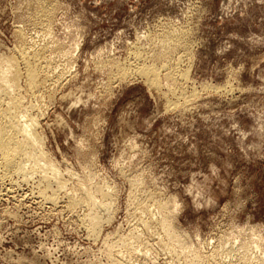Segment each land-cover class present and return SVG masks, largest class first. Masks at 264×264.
<instances>
[{
    "label": "rangeland",
    "instance_id": "rangeland-1",
    "mask_svg": "<svg viewBox=\"0 0 264 264\" xmlns=\"http://www.w3.org/2000/svg\"><path fill=\"white\" fill-rule=\"evenodd\" d=\"M23 54L59 180L0 166V264H264V0H0V62Z\"/></svg>",
    "mask_w": 264,
    "mask_h": 264
},
{
    "label": "bare ground",
    "instance_id": "bare-ground-1",
    "mask_svg": "<svg viewBox=\"0 0 264 264\" xmlns=\"http://www.w3.org/2000/svg\"><path fill=\"white\" fill-rule=\"evenodd\" d=\"M142 47H144V46H142ZM177 47H178V45H177ZM157 54H159V52ZM23 55H24L23 58H25L24 62H26L25 67L23 65V67H24L23 71L19 70L18 64H17L16 60L14 59V57H13V59L12 58L11 59L8 58V60L5 59L6 61H4V60L2 61L1 60L2 62H0V166L3 169V172H4L5 175H11V174L12 175H15V174L16 175H19V174L27 175L28 173L31 174V172L33 173V172H35L37 170H38L37 172H39L41 170L42 173L44 172V178L45 179L46 178L48 179L46 174L50 173L51 174L50 177L53 176L54 177L53 179H55V180H56V177H57V180H59L58 179V174H57L58 171L55 170V167H53L54 165L52 163L49 164L48 162L44 161L45 160L44 159L45 153H43V149H41L42 148V146H41L42 144H41V141H40L42 139H39L38 136L36 135V133L34 132V129H35L34 126L36 125V120H34L31 117L25 115V113H24L25 111L23 112V109H22V106H21V104H22L21 97L18 96L19 93L16 92L17 89H18V85H19L18 82H19V80L21 78H24V80L26 82V85L29 87L28 89H30V91H31V89H33L34 91H37L41 87V84L44 83V81H42L43 80L42 71H41V68H39L40 65H38L39 64L38 63V56L36 54H32V55L28 54V56H26L25 54H23ZM172 56H174V55H172ZM20 57H22V55ZM164 65H163V67H165ZM136 69H137V72H135V73L140 74L141 76H143L150 85L157 86V84L160 83V82L158 83V81H157L158 76H159V72H157L156 68H153V67H150V66H146V65L143 64V65H141L140 67H138ZM166 69H167V67H166ZM126 70H127V68L126 69L125 68L121 69L122 77H125L128 74ZM186 74L187 73L185 72V73H182V74H178V76L186 78L187 77ZM166 75H167V77L169 76L168 74H166ZM166 75H164V76L166 77ZM34 97H35V95H34ZM18 135H19V137H18ZM40 163H42V164H40ZM84 166H86V165H84ZM49 185H52V184H49ZM81 188H84L83 185H82ZM52 196H54V195H52ZM85 196H86V200L89 203H91V205L95 202L94 201V197L91 194L88 195L86 193ZM44 199H46V198H44ZM47 199H46L47 201H50L52 203L54 202V198L49 197ZM71 199H72V197H71ZM173 202H174V200H173ZM169 203H172V202H169ZM173 204L174 203H172L170 205L173 206ZM162 205L165 206V207L167 206V205H165V203L162 204ZM162 205H160V206L162 207V209H164ZM93 206L94 205H92V207ZM169 207H171V206H169ZM173 209H175V208H173ZM95 218H98V217L95 216L94 218H89V219H92L93 223L91 222V220H90V222L93 225H96L99 222L98 219L96 220ZM159 220H160V222H159L160 224L159 225L164 230V233H166V238H168L169 241L173 242V245H174V243H180L181 242L180 239H182V238H180V236L177 235L175 230L172 228V225L170 223L171 221H168L165 217H163L162 219L160 218ZM92 224H90L91 227H92ZM94 228H95V226H94ZM94 228H92V229H94ZM195 257L197 259H199L198 258L199 256H198L197 253H195Z\"/></svg>",
    "mask_w": 264,
    "mask_h": 264
}]
</instances>
